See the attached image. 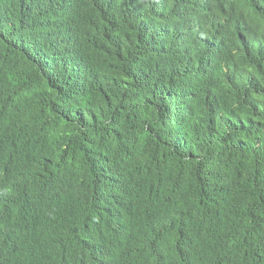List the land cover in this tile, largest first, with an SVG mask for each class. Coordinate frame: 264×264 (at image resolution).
Segmentation results:
<instances>
[{"label": "trees", "instance_id": "1", "mask_svg": "<svg viewBox=\"0 0 264 264\" xmlns=\"http://www.w3.org/2000/svg\"><path fill=\"white\" fill-rule=\"evenodd\" d=\"M0 264H264V0H0Z\"/></svg>", "mask_w": 264, "mask_h": 264}]
</instances>
